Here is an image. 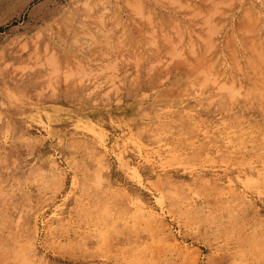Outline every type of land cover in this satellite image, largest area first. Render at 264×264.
Masks as SVG:
<instances>
[{
  "label": "rangeland",
  "instance_id": "1",
  "mask_svg": "<svg viewBox=\"0 0 264 264\" xmlns=\"http://www.w3.org/2000/svg\"><path fill=\"white\" fill-rule=\"evenodd\" d=\"M127 1L0 0V264H264V125L202 117L195 81L157 141L132 118L200 64L239 84L264 0Z\"/></svg>",
  "mask_w": 264,
  "mask_h": 264
},
{
  "label": "bare ground",
  "instance_id": "2",
  "mask_svg": "<svg viewBox=\"0 0 264 264\" xmlns=\"http://www.w3.org/2000/svg\"><path fill=\"white\" fill-rule=\"evenodd\" d=\"M209 23L212 25V21H209ZM211 25L208 26L207 29H210ZM198 37H200V35ZM202 37L203 39H199L209 41L207 40V36ZM234 55L235 54H233V56ZM223 61L227 62L226 60ZM235 61H237V59ZM208 66L210 67V62L208 63ZM196 69L197 71L191 75V79L177 77L172 81V83L175 84L172 96H176L181 102H183L178 110L171 109L170 105H160L155 103L151 104L149 107L136 108L132 118L137 120L136 124L138 130L136 137L138 139L142 140L145 137L146 139L144 138V141H157L162 131L168 125V122L164 119L166 114L172 113L175 118L174 122H179L186 112L195 108V101L185 100L188 93L180 89L186 81H195L198 85H204L206 91L205 98L198 96L199 100L204 99L203 102L207 103V106L205 107L206 110L202 108L200 111L202 117L210 119L216 115H223L225 120H231L232 118L238 122H236V124H233L234 122H229L231 124L227 126L237 129H244L243 124L241 125V123H239L241 119L248 120L254 124L264 125V42L248 47V56L243 65H241V68L239 67L241 72V75L239 76V84L238 82L229 79L219 81L216 80L214 76L210 79L209 69L205 63L203 65H198ZM236 72L237 71H235V73ZM194 95L196 96V93H194ZM162 96L165 97L166 95ZM164 102L166 103V100ZM80 143L84 146L81 150L82 159L88 162L89 156H87V151L91 148L92 144L87 138H83ZM68 146L69 145H67V147ZM89 153L90 152H88V154ZM22 216L19 205H11L0 213V224L3 223L9 227H16L15 225L21 220ZM1 259L4 260L3 257ZM18 260H20L18 250H14L7 256L6 260H4L6 262L2 263L8 264L10 261L13 263Z\"/></svg>",
  "mask_w": 264,
  "mask_h": 264
}]
</instances>
